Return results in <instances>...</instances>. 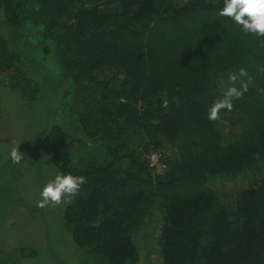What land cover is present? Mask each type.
Masks as SVG:
<instances>
[{"label":"trees","instance_id":"trees-1","mask_svg":"<svg viewBox=\"0 0 264 264\" xmlns=\"http://www.w3.org/2000/svg\"><path fill=\"white\" fill-rule=\"evenodd\" d=\"M223 7L0 0L1 85L28 103L44 98L52 123L42 138L57 174L88 181L63 203L64 226L83 253L73 247L70 263L53 249L56 264H140L155 207L157 264H264V47L220 16ZM241 68L253 78L249 90L208 120ZM154 153L166 167L152 164ZM245 171L260 175L232 204L208 184ZM41 240L52 244L50 224ZM1 248L0 264L9 254ZM12 259L25 264L27 254Z\"/></svg>","mask_w":264,"mask_h":264},{"label":"rangeland","instance_id":"rangeland-1","mask_svg":"<svg viewBox=\"0 0 264 264\" xmlns=\"http://www.w3.org/2000/svg\"><path fill=\"white\" fill-rule=\"evenodd\" d=\"M175 1L182 3L185 0ZM108 74L113 77V72L108 71ZM1 84H4L3 80L0 81V244L2 251L9 253L2 255L1 264L13 263V255L19 253L27 254L25 264L31 260L35 264H56L53 253L52 261L48 255L53 249L60 253L58 261H67V256L72 263L77 255L73 247L78 252L83 253V250L74 243L72 235L64 226V204L49 205L43 209L37 206L42 198L40 193L43 187L57 175L50 151L42 138L44 130L52 123L41 110L44 98L28 103L13 89ZM230 114L226 113L227 116ZM236 117L225 119L227 127ZM167 145L171 148L170 144ZM17 146L23 153L19 164L10 157L11 149ZM160 163L166 167L165 163ZM226 175L211 176L208 184L218 191L223 201L232 204L238 192L249 184V179L260 173L245 171ZM161 222L162 213L155 207L143 226L148 245L141 247L144 258L140 264L146 262L147 255L151 257V264H157L159 246L156 237ZM47 224H50L52 244L41 240V229ZM67 240L71 241L72 246H66Z\"/></svg>","mask_w":264,"mask_h":264},{"label":"clouds","instance_id":"clouds-1","mask_svg":"<svg viewBox=\"0 0 264 264\" xmlns=\"http://www.w3.org/2000/svg\"><path fill=\"white\" fill-rule=\"evenodd\" d=\"M219 15L232 19L241 26L245 34L261 38L260 46L264 47V0H224V7L220 9ZM229 82L230 86L223 96L217 99L208 110V120H220V113L224 109L231 111L234 106L233 101L243 97L244 93L249 90L253 78L246 69L241 68L238 74L235 72L229 74ZM163 106L165 108L168 106L167 101ZM10 157L16 164L21 162L23 153L19 151V146L11 149ZM87 182V177L83 175L57 174L43 187L40 193L42 198L37 202V206L43 209L49 205L71 203Z\"/></svg>","mask_w":264,"mask_h":264},{"label":"built area","instance_id":"built-area-1","mask_svg":"<svg viewBox=\"0 0 264 264\" xmlns=\"http://www.w3.org/2000/svg\"><path fill=\"white\" fill-rule=\"evenodd\" d=\"M151 160L153 161V163L152 164H155L156 162H158L159 161V155L157 154V153H154L153 155H152V157H151ZM158 163H160V162H158ZM161 164V163H160ZM162 165V164H161ZM163 167V165L161 166V168Z\"/></svg>","mask_w":264,"mask_h":264}]
</instances>
